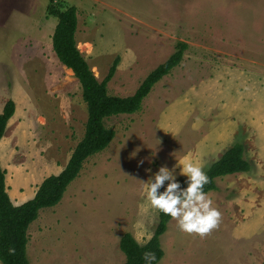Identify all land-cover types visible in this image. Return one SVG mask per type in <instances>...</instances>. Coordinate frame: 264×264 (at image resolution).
Here are the masks:
<instances>
[{
	"label": "rangeland",
	"instance_id": "rangeland-1",
	"mask_svg": "<svg viewBox=\"0 0 264 264\" xmlns=\"http://www.w3.org/2000/svg\"><path fill=\"white\" fill-rule=\"evenodd\" d=\"M50 3L77 7L78 48L99 80L119 56L113 95H132L179 42L187 48L138 112L106 119L110 145L30 225V264H123L121 237L145 244L159 221L144 196L145 169L187 158L206 171L237 142L251 168L207 192L218 226L200 236L171 219L157 264H264V0H0V14L21 5L25 17L21 28L0 25V113L16 104L0 162L14 204L63 170L88 117L80 82L53 50Z\"/></svg>",
	"mask_w": 264,
	"mask_h": 264
},
{
	"label": "trees",
	"instance_id": "trees-1",
	"mask_svg": "<svg viewBox=\"0 0 264 264\" xmlns=\"http://www.w3.org/2000/svg\"><path fill=\"white\" fill-rule=\"evenodd\" d=\"M47 8L50 15L58 18L52 35L53 50L59 61L69 67L80 82L88 117L84 136L73 149L66 166L60 173L46 177L38 186L34 197L24 203L14 204L11 200L5 170L0 162V264H30L27 254L30 225L39 217L42 209L53 207L62 200L68 186L79 176L85 161L110 145L116 132L106 125V119L138 112L154 85L180 64L187 48V43L179 42L176 51L152 70L132 95H113L109 93L108 84L116 72L119 56L114 59L104 79L99 80L78 48L77 7L72 5L59 11L57 5L50 3ZM15 109L14 100L9 99L0 113V143ZM250 168L251 164L245 157L244 145L237 142L205 171L209 182L204 186V190L209 192L217 189L216 181L219 177L248 172ZM158 216L159 221L154 234L143 247L137 245L135 237L129 232L121 237L120 249L126 256L123 264H144L142 254L145 251L155 252L157 261L154 264L163 258L165 252L161 236L168 229L172 218L159 211ZM9 247L14 251L9 253Z\"/></svg>",
	"mask_w": 264,
	"mask_h": 264
},
{
	"label": "clouds",
	"instance_id": "clouds-1",
	"mask_svg": "<svg viewBox=\"0 0 264 264\" xmlns=\"http://www.w3.org/2000/svg\"><path fill=\"white\" fill-rule=\"evenodd\" d=\"M138 151L139 149L135 150L132 156ZM156 152L157 150L152 154L153 157ZM144 162L143 158L138 160L137 166H142ZM148 163H154V160L149 159ZM145 171L151 173L143 180L147 203L152 209L174 219L179 230L204 236L218 226L221 212L204 190L209 177L201 162L187 158L176 159L171 166L161 164L155 172L151 168ZM136 242L138 246H144L141 239L137 238ZM8 251L11 253L14 249L9 247ZM142 259L144 264H154L157 261L154 251H145Z\"/></svg>",
	"mask_w": 264,
	"mask_h": 264
},
{
	"label": "crops",
	"instance_id": "crops-1",
	"mask_svg": "<svg viewBox=\"0 0 264 264\" xmlns=\"http://www.w3.org/2000/svg\"><path fill=\"white\" fill-rule=\"evenodd\" d=\"M21 8L22 6L19 5L18 7H15V9H12L10 12L2 10L0 14V25L2 26L4 25L6 27L16 26L17 28L18 27L21 28L22 27L21 23L25 20L24 19L25 17L21 15L22 13ZM23 8L25 9L26 7H23ZM3 108H2V111H3Z\"/></svg>",
	"mask_w": 264,
	"mask_h": 264
}]
</instances>
